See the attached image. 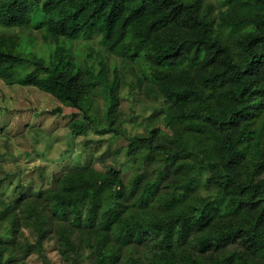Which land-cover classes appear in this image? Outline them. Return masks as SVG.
<instances>
[{"label": "trees", "instance_id": "16d2710c", "mask_svg": "<svg viewBox=\"0 0 264 264\" xmlns=\"http://www.w3.org/2000/svg\"><path fill=\"white\" fill-rule=\"evenodd\" d=\"M78 41L114 59L91 47L90 62ZM115 59L136 75L130 93L171 112L169 139L150 119L121 132ZM0 80L77 110V135L127 141L118 167L70 166L6 204L0 264L42 250L45 212L70 264H264V0H0Z\"/></svg>", "mask_w": 264, "mask_h": 264}, {"label": "rangeland", "instance_id": "374dc122", "mask_svg": "<svg viewBox=\"0 0 264 264\" xmlns=\"http://www.w3.org/2000/svg\"><path fill=\"white\" fill-rule=\"evenodd\" d=\"M91 47L98 53L96 55L108 57L98 44ZM91 47L78 41L75 50L80 49L85 59L92 62L96 58L90 52ZM108 59L111 62L114 58L111 56ZM115 60L123 82L117 107L121 132L129 137L144 134L146 122L150 119L151 126L159 127L162 137L169 139L171 112L163 110L157 101L145 97L141 90L130 93L129 87L136 75L129 67ZM95 103L102 104L100 99H96ZM77 115V110L60 104L46 93L31 87L8 86L0 80V213L18 194L31 195L40 189L52 188L55 179L70 166L91 161L103 170L126 162L125 139L110 133L99 135L94 128L77 135L71 128L72 122L79 119ZM134 171L133 167L129 174ZM29 197L35 200L37 207L43 206L41 200ZM44 215L48 217V224L43 227L42 250H35L25 256L16 251L13 254L16 259L11 257L7 264H70L60 254L56 243L57 235L64 226H59L47 212ZM13 230L7 222H0V241H11L14 238ZM18 231L16 241L23 245L27 243L32 246L39 237L36 229L23 223ZM124 250V256L127 257V247Z\"/></svg>", "mask_w": 264, "mask_h": 264}]
</instances>
